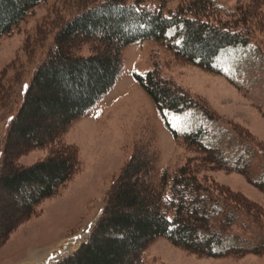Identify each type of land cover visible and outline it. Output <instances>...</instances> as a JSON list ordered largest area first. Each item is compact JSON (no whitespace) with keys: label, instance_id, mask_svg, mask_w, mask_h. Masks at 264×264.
Returning <instances> with one entry per match:
<instances>
[{"label":"trees","instance_id":"1","mask_svg":"<svg viewBox=\"0 0 264 264\" xmlns=\"http://www.w3.org/2000/svg\"><path fill=\"white\" fill-rule=\"evenodd\" d=\"M46 1L0 0V40ZM154 1L165 0H63L67 17L56 8V18L46 25L49 28L40 27L25 45L24 50L32 56L36 50L49 49L37 65L5 144L0 205L3 192L16 204L13 219L29 218L75 173L77 150L57 141L113 90L125 73L124 52L129 46L155 42L179 61L222 74L221 55L237 46L252 48L251 33L264 29V16L255 8L264 0H251L253 5L240 7L239 17L230 15L234 18L228 22L219 17L213 0H180L169 14L147 6ZM51 33L52 41L47 44ZM133 78L165 118L172 137L176 141L181 138L201 156L169 174L160 170L156 153L138 152L121 172L87 240L56 264H145L144 252L160 238L211 257L264 253L262 208L201 176L216 167L244 175L264 190V143L237 131L232 135L235 142L229 139L226 145L228 132L213 144L205 139L210 137L205 128L181 135L167 120L166 112L198 108L214 121L217 115L201 97L164 78L157 67L145 74L134 72ZM55 114L62 116L57 131L42 139L31 137ZM48 146L54 149L46 161L33 167L15 165L19 154ZM3 210L0 206V212ZM242 216L246 225L241 223ZM13 227L14 223L4 227L2 237L7 238ZM235 227H240L239 231Z\"/></svg>","mask_w":264,"mask_h":264},{"label":"rangeland","instance_id":"2","mask_svg":"<svg viewBox=\"0 0 264 264\" xmlns=\"http://www.w3.org/2000/svg\"><path fill=\"white\" fill-rule=\"evenodd\" d=\"M213 2L224 22L234 18L230 15L238 18L240 7L253 5L251 0ZM62 3L63 0H47L10 35L0 40V79H3L1 83L4 86L3 99H0V176L10 126L23 103L38 63L49 49L36 50L32 56L24 47L30 39H34L40 27L47 28L46 25L53 21L56 8L67 17L68 8ZM179 3L180 0L154 1L147 6L169 14L176 10ZM255 8L257 14L264 16V3ZM52 38L53 33L48 36L47 44ZM251 38L253 49L250 45L237 46L221 55L218 64L223 69L222 74L179 61L155 42L129 46L124 52L125 73L114 89L87 117L73 124L61 137V142L57 141L67 145V148L76 149L78 162L77 170L58 194L43 200L29 218L18 220L13 219L17 214L16 204L2 192L0 206H4V210L0 212V264L32 263L34 253H37L36 261L46 264H56L68 257L70 253L61 255L60 248L82 233L79 245L87 240L103 215L107 198L121 172L138 152L144 155H149V151L156 153L160 170L169 174L201 156L193 147H187L181 138L176 141L172 137L165 127V118L133 78L134 72L145 74L157 67L164 78L201 97L212 114L217 115V121H214L198 108L182 113L166 112L167 120L181 135L205 128L210 136L205 139L213 144L212 141H222L221 136L228 132L226 145L229 139L232 140L233 131H237L264 143V29L253 30ZM61 119L60 114L47 117L46 127L36 130L30 134L31 137L42 139L57 131ZM232 141L235 142L234 139ZM52 150L48 146L14 155L17 156L15 165H38L46 161ZM201 176L242 195L259 209L262 208L264 213V190L253 185L246 176L227 173L216 167L205 170ZM136 190H140V185ZM241 218V223L246 225L245 217ZM11 223H14L13 231L3 238L4 227ZM239 228L234 229L239 231ZM53 253L55 256L50 258ZM143 260L145 264H264V253L211 257L160 238L147 248Z\"/></svg>","mask_w":264,"mask_h":264},{"label":"bare ground","instance_id":"3","mask_svg":"<svg viewBox=\"0 0 264 264\" xmlns=\"http://www.w3.org/2000/svg\"><path fill=\"white\" fill-rule=\"evenodd\" d=\"M83 234L84 233H82V234L78 235V237H76V238L68 241L65 245H63L62 248H60L59 253L61 255H64V254H69V253L73 252L78 247V245L80 244V242L82 241ZM54 256H55V254L53 253V254H51L50 258H53ZM37 258H38L37 257V253H34L32 255V260H33L34 263L33 262L32 263L31 262H28L26 264H46L47 263V262H38V261H36Z\"/></svg>","mask_w":264,"mask_h":264},{"label":"water","instance_id":"4","mask_svg":"<svg viewBox=\"0 0 264 264\" xmlns=\"http://www.w3.org/2000/svg\"><path fill=\"white\" fill-rule=\"evenodd\" d=\"M70 255V254H69ZM68 256V255H67Z\"/></svg>","mask_w":264,"mask_h":264}]
</instances>
